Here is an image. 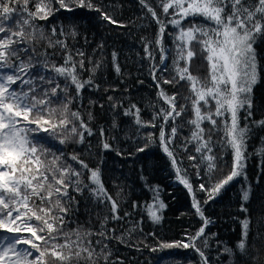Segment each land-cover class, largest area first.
I'll list each match as a JSON object with an SVG mask.
<instances>
[{"label":"snow or ice","instance_id":"snow-or-ice-1","mask_svg":"<svg viewBox=\"0 0 264 264\" xmlns=\"http://www.w3.org/2000/svg\"><path fill=\"white\" fill-rule=\"evenodd\" d=\"M52 2L37 0L35 11H29V0H0V34L6 33L0 35V231L21 234L11 240L5 236L0 241V264H48L45 259L48 256L60 264H71L73 260L77 264L81 260L97 264L101 258L104 264H108L110 252L104 251L107 245L97 252L90 239L93 235L90 229L77 227L73 231L64 230V217L70 212L75 199L69 194V188L73 192L88 188L96 199L111 203L112 219H121L119 205L104 187L99 168H90L78 154H72L71 160L80 167H73L63 160L62 149H57L60 155L52 153L49 159L51 148L44 147L57 139L61 145L73 137H78L77 142H83L85 132L89 136L93 135L81 114L72 111L69 106L86 86H97L91 75L87 80L80 78V72L84 70L83 52L78 51L77 55L81 59H75L66 40H53L51 36L45 35L42 27L32 23L36 19L45 20L52 14ZM55 2L60 8L70 9L75 3L79 7L101 11L92 4V0ZM140 2L158 25L155 39L145 40L144 50L146 57L153 61L151 75L157 81L158 95L168 107L160 108L151 121L141 119L140 109L136 105L126 109L125 115H132L141 128L156 127V120H161L156 141L171 160L177 180L190 193L193 187L187 178L186 169L180 167L182 161L178 162L172 147L177 135L175 122L186 111L192 113L191 118L186 120L190 126L187 141L196 144L195 151L201 153L200 160L206 162V174L210 181L217 169L212 135L219 133V144L230 148L233 154L231 170L215 179L207 188L203 183L198 186L200 191L206 192L207 199H214L235 178H246L244 169L249 128L247 125L241 126L240 113L245 112L246 118L252 115L251 94L259 75L254 45L258 38L264 37V0H158L162 16L157 15L149 0ZM17 3L21 5L19 9L14 6ZM13 13H16L15 19ZM165 16L167 20L163 18ZM196 17H202L209 23H197ZM101 18L117 23L103 12ZM185 20L189 21L188 24L184 23ZM169 25L174 30L168 33L172 39L171 49L164 43ZM51 35H56L55 28L51 29ZM61 35H64L63 29ZM67 35L74 38L76 32L72 30ZM41 41L49 48L59 47L67 52L63 64L57 65L52 61L46 50H37V44ZM149 46L153 47V51H149ZM155 50L159 51L161 65L171 55L175 73L171 79H157L156 72L160 69L155 63ZM198 55L207 65V73L203 77L190 71L192 61ZM112 58L114 68L119 73L115 52ZM99 67L98 61L90 72L94 73ZM163 70L167 71L166 65ZM180 81L186 82L190 94L183 97L185 103L178 106L177 94L169 95L160 84ZM73 85L76 96L69 95V88ZM169 120L172 125L166 133L165 127ZM205 122L209 127H204ZM259 123L264 124V121ZM41 131L47 133V137L32 135ZM103 134L101 129L100 135ZM153 136V133H149L147 142L137 151L142 152L149 144L156 142ZM102 147L107 150L112 146L102 141ZM184 150H187V145ZM188 159L194 160L196 157L189 155ZM193 167L199 168V165ZM85 171L89 174V184L83 180ZM152 191L153 203L147 205L146 211L152 221L158 223L162 217L157 213L165 204L159 199V189L154 188ZM242 199H249L248 190L243 192ZM192 206L194 214L202 221L201 226L194 234L187 236L186 242L177 241L162 246L191 247L199 253L202 264H209L208 257L196 241L204 237L201 243L204 248L208 247L209 236L205 235V229L211 220L204 215L201 202L195 195ZM248 229L249 221L245 219L242 221L241 239L236 245L242 253L246 249ZM23 233L30 235L24 236ZM95 234L107 239L109 231L102 224ZM102 243V240L95 241L97 245ZM18 245L26 247L18 248ZM224 251L232 253L231 248L225 247ZM10 254L14 259L9 258Z\"/></svg>","mask_w":264,"mask_h":264},{"label":"trees","instance_id":"trees-1","mask_svg":"<svg viewBox=\"0 0 264 264\" xmlns=\"http://www.w3.org/2000/svg\"><path fill=\"white\" fill-rule=\"evenodd\" d=\"M36 2L37 0H29V11H35ZM149 3L158 16L163 15L158 0H149ZM92 4L101 11L79 7L75 3L70 9L60 8L53 0L52 14L45 20L36 19L32 22L37 27H42L45 35L51 36L53 40H66L75 59H81L77 55L78 51L83 52L84 70L80 72V78L87 80L91 75L94 85L98 86H86L69 106L72 111L81 114L93 135L89 136L85 132L83 142H77L78 137H73L63 145L58 139L45 144L44 147L51 148L49 159L52 153L60 155L57 149H62L63 160L73 167H80L76 161L71 160L72 154H78L90 168H99L104 187L117 201L118 214L121 217L118 220L112 219L111 203L96 199L88 188L82 192H73L69 188V194L75 199L70 212L64 217V230L73 231L77 227L90 229L93 232L90 239L97 252L103 245H107L104 251L110 252L108 264H202L199 253L191 247L162 246L165 243L186 242L187 236L194 234L201 226L202 221L194 214L192 206L195 195L201 202L204 215L211 220L205 229V235L209 236L208 247L204 248L201 243L204 237L196 241L197 246L208 257L209 264H264V124L259 123L264 121V37L258 38L254 45L259 75L251 94L252 115L246 118L245 112L240 113L241 126L247 125L249 128L244 169L246 178H235L214 199H207L206 192L200 191L198 186L203 183L205 188L209 187L215 179L228 173L233 163L231 149L219 144L220 134L212 135L217 169L210 181L206 174V162L201 161V153L195 151L196 144L187 141L190 126L186 120L191 118L192 113L186 111L176 120L177 135L172 141V147L178 162L182 161L180 167L186 169L187 178L193 187V192L190 193L177 180L171 160L156 141L161 120H156V127L141 128L132 115H125L126 109L136 105L140 109L141 119L151 121L160 108L168 107L158 95L157 81L151 75L153 61L146 57L144 50L145 40L155 39L158 25L140 0H92ZM14 6L19 9L21 5L17 3ZM102 12L117 23L103 20ZM12 15L15 19L16 13ZM163 18L168 19L166 16ZM195 19L197 23H209L202 17ZM188 22L184 21L185 24ZM52 28L56 29L55 36L51 35ZM61 29L64 35H61ZM72 30L76 32L74 38L67 35ZM172 31L174 30L169 25L164 36V43L169 49L172 48V39L168 33ZM37 50H46L47 55L57 65L63 64L67 55L64 49L49 48L43 41L37 44ZM149 51H153L152 46H149ZM113 52L116 53L115 63L120 67L119 73L113 65ZM154 55L155 63L160 69L156 72L157 79H171L175 74L171 55L164 61V65L160 64L158 50L154 51ZM98 61L100 67L94 73L90 72ZM165 65L167 71L163 70ZM190 71L203 77L207 73L206 62L198 55L193 59ZM60 83L64 84L63 79ZM160 87L169 95L177 94L178 106L185 103L182 98L190 94L185 81L161 83ZM69 95L76 96L74 85L70 86ZM109 97L112 99L109 100ZM171 125L172 121L169 120L165 127L166 133ZM204 127H209L207 122ZM101 129L103 136L100 135ZM149 133L154 134L153 140L156 142L149 144L142 152L137 151V148L145 145ZM32 135L47 137V133L42 131ZM102 141H107L112 147L103 149ZM189 155L196 159H188ZM193 165H199V168ZM88 175L85 171V184H89ZM154 188L159 189V199L165 204L157 213L162 217L158 223L152 221L146 211L147 205L153 203ZM245 190L249 191L247 201L242 199ZM206 199L207 203L204 202ZM245 219L249 221V229L246 249L242 253L236 245L241 239L242 221ZM33 223L36 221L33 220ZM102 224L109 231L107 239L95 234ZM17 235L21 234L0 233V241L5 236L11 240ZM96 240H102L103 243L97 245ZM24 247L26 246L18 245V248ZM225 247L231 248L232 253L225 252ZM33 252L37 254L35 250ZM9 258L14 259L11 254ZM45 259L48 264H60L58 261L54 262L51 256ZM71 264L77 262L73 260ZM79 264L88 262L81 260ZM97 264H104V260L101 258Z\"/></svg>","mask_w":264,"mask_h":264},{"label":"rangeland","instance_id":"rangeland-1","mask_svg":"<svg viewBox=\"0 0 264 264\" xmlns=\"http://www.w3.org/2000/svg\"><path fill=\"white\" fill-rule=\"evenodd\" d=\"M0 233H4V232L0 231Z\"/></svg>","mask_w":264,"mask_h":264}]
</instances>
